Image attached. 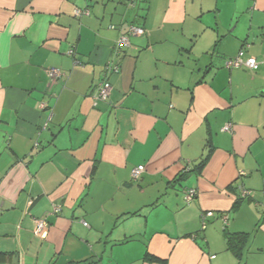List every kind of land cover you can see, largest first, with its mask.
<instances>
[{
	"label": "crops",
	"instance_id": "1",
	"mask_svg": "<svg viewBox=\"0 0 264 264\" xmlns=\"http://www.w3.org/2000/svg\"><path fill=\"white\" fill-rule=\"evenodd\" d=\"M128 1L0 0V264H264V0Z\"/></svg>",
	"mask_w": 264,
	"mask_h": 264
},
{
	"label": "built area",
	"instance_id": "2",
	"mask_svg": "<svg viewBox=\"0 0 264 264\" xmlns=\"http://www.w3.org/2000/svg\"><path fill=\"white\" fill-rule=\"evenodd\" d=\"M129 3L131 5H135V0H130ZM74 14L77 16H82V15H89L90 14V9L89 8H75L74 10ZM112 28H116V26H112ZM146 33V30L144 27L139 26V25H130L128 33L127 34H122L119 39L117 40V46L119 47V49H123L125 47L130 46L131 41H130V35H144ZM226 66L229 69L232 68H248V69H253L256 70L259 68V62L257 59H255L254 57H246L245 56V52L243 50L240 51V53L234 57V58H230L226 61ZM121 69L119 64H113L111 61H109L106 64V72L108 73H117L119 72ZM49 76L51 77V79H57L60 78L63 75V72L60 69H56V68H51L48 71ZM107 78V77H106ZM106 78L104 79L103 82L100 83L97 92L95 93V98L96 100H107L111 94V90H112V86L109 83L108 80H106ZM222 131H227V132H231L232 131V123H228L226 124L223 128ZM145 170V166L144 165H139L137 167H135L132 170V178L137 180L141 177L142 173ZM249 191L244 190L243 192V196H247L249 195ZM196 190L193 188H189L187 190H185V201L187 203H190L191 201H193V199L196 196ZM61 210L60 206H55L54 208V212H59ZM214 215L213 211H208L205 215H204V219H206L207 217H212ZM221 219L223 221L224 224H227L229 221V216L228 214L224 213L221 215ZM85 225H88L87 222L84 223ZM48 228H49V223L46 219H40L37 222V232L43 235H46L48 232Z\"/></svg>",
	"mask_w": 264,
	"mask_h": 264
},
{
	"label": "trees",
	"instance_id": "3",
	"mask_svg": "<svg viewBox=\"0 0 264 264\" xmlns=\"http://www.w3.org/2000/svg\"><path fill=\"white\" fill-rule=\"evenodd\" d=\"M57 79H59V78H57ZM206 161H207V156H205L201 159L198 168L205 165ZM193 170L194 169L191 167H186V169H184L182 174L180 175V178H183L186 175L190 174ZM138 213L139 212H136L135 214H138ZM224 234H225L227 249L232 251L237 257L242 258V256L245 253L246 245L249 242L251 233H249V232H231L227 228H225ZM68 264H88V263L87 262H69Z\"/></svg>",
	"mask_w": 264,
	"mask_h": 264
},
{
	"label": "rangeland",
	"instance_id": "4",
	"mask_svg": "<svg viewBox=\"0 0 264 264\" xmlns=\"http://www.w3.org/2000/svg\"><path fill=\"white\" fill-rule=\"evenodd\" d=\"M207 225L209 228L204 231L205 239H203L204 241H208L207 246H210L212 249L214 247L221 248L224 245L226 246L223 233H224V229L227 227L224 226L219 220H215L213 222L207 221ZM216 252H219L218 254L220 255L219 250H216ZM224 253L230 255V253L227 251H225Z\"/></svg>",
	"mask_w": 264,
	"mask_h": 264
},
{
	"label": "water",
	"instance_id": "5",
	"mask_svg": "<svg viewBox=\"0 0 264 264\" xmlns=\"http://www.w3.org/2000/svg\"><path fill=\"white\" fill-rule=\"evenodd\" d=\"M127 5L129 6V8L131 7V6H135V5H131L130 3H127ZM12 264H19V260H18V258L17 257H15V259H14V261H13V263Z\"/></svg>",
	"mask_w": 264,
	"mask_h": 264
}]
</instances>
